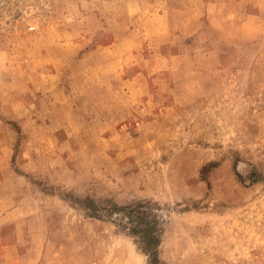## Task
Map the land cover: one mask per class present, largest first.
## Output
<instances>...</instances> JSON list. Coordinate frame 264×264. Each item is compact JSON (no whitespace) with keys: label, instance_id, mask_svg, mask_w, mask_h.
<instances>
[{"label":"rangeland","instance_id":"374dc122","mask_svg":"<svg viewBox=\"0 0 264 264\" xmlns=\"http://www.w3.org/2000/svg\"><path fill=\"white\" fill-rule=\"evenodd\" d=\"M138 203L158 264H264V0H0V264H148Z\"/></svg>","mask_w":264,"mask_h":264},{"label":"trees","instance_id":"16d2710c","mask_svg":"<svg viewBox=\"0 0 264 264\" xmlns=\"http://www.w3.org/2000/svg\"><path fill=\"white\" fill-rule=\"evenodd\" d=\"M88 214L99 216L95 205L87 201ZM118 212L115 214L116 222L127 233L135 237L136 243L142 253L145 254L148 264H158L156 257V247L159 242L158 233L155 230L156 219L150 216V212L145 210L143 204L133 206L115 207Z\"/></svg>","mask_w":264,"mask_h":264},{"label":"built area","instance_id":"2783aa9c","mask_svg":"<svg viewBox=\"0 0 264 264\" xmlns=\"http://www.w3.org/2000/svg\"><path fill=\"white\" fill-rule=\"evenodd\" d=\"M32 12H33V7H32V6H30V5L25 6V13H26L27 15H31ZM33 28H34L33 25H27V29H28V30H32Z\"/></svg>","mask_w":264,"mask_h":264}]
</instances>
